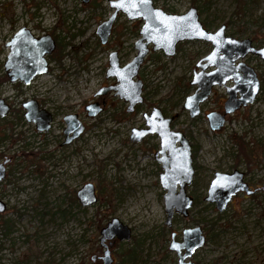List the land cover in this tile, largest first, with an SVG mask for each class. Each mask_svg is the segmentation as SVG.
<instances>
[{"label":"rangeland","instance_id":"rangeland-1","mask_svg":"<svg viewBox=\"0 0 264 264\" xmlns=\"http://www.w3.org/2000/svg\"><path fill=\"white\" fill-rule=\"evenodd\" d=\"M153 2L173 14L196 7L203 24H211L204 25L209 31L231 21L227 35L264 46V0ZM111 13L109 0L87 5L81 0H0V95L11 105L9 114L0 118V158L10 159L0 182L5 206L0 211V264H102L92 258L103 255L100 230L114 217L132 229L129 240L115 239L110 246L114 264H178L169 249L172 234L181 241L183 231L196 226L207 236L205 246L192 257L196 264H264V193H240L223 213L205 200L216 172L239 169L252 187L264 184V60L251 54L245 58L257 70L262 90L253 104L228 115L219 131L210 128L206 114L222 108L226 86L214 87L200 116L192 118L183 108L195 90L190 81L196 63L213 49L202 40L180 43L172 57L150 51L138 75L146 97L139 110L127 112L128 104L110 94L105 110L90 117L85 106L101 87L116 84L114 77L107 78L110 52L118 51L121 66L129 63L137 54L134 44L144 23L121 13L109 41L102 44L96 29ZM23 27L37 36L51 34L57 48L48 57L47 74L30 85L15 86L5 78L4 64L7 43ZM57 37L71 45L62 50ZM31 98L41 99L55 113L49 131L38 132L20 113ZM155 106L166 116L178 114L172 127L193 145L196 172L188 194L195 202L188 217L175 214L170 226L160 181L163 168L155 158L161 138H130L133 128H145V114ZM75 113L86 130L61 146L64 117ZM239 137L249 144L250 155L242 153ZM50 153L54 158L49 159ZM88 182L96 186L98 201L86 209L71 204ZM6 220L12 223L8 232ZM129 249H135L134 260L124 257Z\"/></svg>","mask_w":264,"mask_h":264},{"label":"water","instance_id":"water-1","mask_svg":"<svg viewBox=\"0 0 264 264\" xmlns=\"http://www.w3.org/2000/svg\"><path fill=\"white\" fill-rule=\"evenodd\" d=\"M81 1L83 4L91 2ZM121 3L122 7L117 6ZM109 5L113 10L111 15L96 29L102 44L109 41L119 13L125 14L129 20L142 19L144 23L140 37L134 44L137 54L129 63L121 66L118 51L110 52L107 78L114 77L116 84L100 88L96 95L113 91L120 99L128 102V112H134L136 106L145 100L144 82L137 76L150 51H163L166 56H174L180 42L202 40L210 42L213 49L196 63L190 84L197 87L186 97L184 109L190 112L192 118L198 117L201 114V104L208 99L213 87L226 85L228 97L225 111H212L207 114L210 128L219 131L225 125L227 115L255 102L261 90V80L256 69L245 58L252 54L264 60V46L256 47L249 38L239 40L227 35L226 24L216 31H209L201 21L196 7H191L184 14H173L156 7L153 0H109ZM7 46L9 53L4 67L10 81H21L29 85L37 76L49 72L48 56L54 52L57 43L51 34L36 36L29 28L23 27L14 34ZM228 82L233 84L228 86ZM23 108L26 120L35 123L38 131L49 130L52 114L49 110L40 108L38 100L24 102ZM10 110L11 105L0 95V117H5ZM86 111L90 117H96L104 111V105L98 102L89 103ZM145 117L146 127L133 128L130 138L134 142H141L150 134H158L161 138V149L155 153V158L163 168L160 181L166 190V224L170 226L175 214L188 217L195 202L188 194V186L192 184L196 172L193 145L184 132L176 131L172 127L178 114L166 116L160 107L155 106ZM64 120L66 139L63 144H70L84 132L85 125L76 113L66 115ZM9 161L6 158L0 162V181L7 175L6 164ZM257 191L264 192V184L258 189H252L245 180V173L239 169L231 173L216 172L205 200L214 203L218 211L223 213L238 193L253 195ZM77 198L83 207H91L98 201L96 186L91 182L84 184L78 189ZM4 209V204L0 202V211ZM100 235L99 243L104 248L101 257L103 264H114L110 250L111 241L129 240L132 229L114 217L100 230ZM206 241L203 228L196 226L185 229L181 241L173 233L169 249L176 253L178 264H196L192 257L205 246Z\"/></svg>","mask_w":264,"mask_h":264},{"label":"flooded vegetation","instance_id":"flooded-vegetation-1","mask_svg":"<svg viewBox=\"0 0 264 264\" xmlns=\"http://www.w3.org/2000/svg\"><path fill=\"white\" fill-rule=\"evenodd\" d=\"M86 5H87V4H86ZM112 11H113V10H112ZM121 13H122V12H121ZM121 13H119V15H120ZM122 14H123V13H122ZM119 15H118V17H119ZM117 19H118V18H117ZM115 22H116V21H115ZM114 24H115V23H114ZM113 28H114V27H113ZM109 39H110V38H109ZM194 41H195V40H194ZM183 42H184V41H183ZM180 43H182V42H180ZM180 43H179V44H180ZM179 44H178V45H179ZM56 48H57V47H56ZM177 51H178V46H177ZM154 52H156V51H154ZM162 52H163V51H162ZM176 54H177V52H176ZM176 54H175V55H176ZM251 55H252V54H251ZM49 56H50V55H49ZM49 56H48V57H49ZM169 57H172V56H169ZM48 61H49V58H48ZM49 64H50V62H49ZM143 64H144V63H143ZM143 64H142V65H143ZM141 67H142V66H141ZM195 68H196V65H195ZM195 68H194V70H195ZM49 71H50V65H49ZM256 71H257V70H256ZM139 73H140V71H139ZM193 73H194V72H193ZM257 73H258V72H257ZM4 75H6V76L8 77V75H7L6 71H5V69H4ZM138 75H139V74H138ZM137 78H138V76H137ZM8 79H9V77H8ZM115 80H116V79H115ZM260 80H261V79H260ZM11 83H12V82H11ZM13 84L24 85L22 82H19V81L15 82V83H13ZM232 84H233V83H232ZM0 85H1V84H0ZM190 85H191V84H190ZM25 86H26V85H25ZM109 86H110V85H109ZM191 86L195 87V89H196V87H197L196 85H191ZM223 86H226V85H223ZM103 87H105V86H103ZM214 87H215V86H214ZM214 87H213V89H214ZM101 88H102V87H101ZM144 89H145V88H144ZM261 90H262V82H261ZM261 90H260V92H261ZM98 91H99V90H98ZM98 91H97V92H98ZM212 92H213V90H212ZM110 94L115 95L113 91H110V92H108V93H106V94H103V95H96V94H95V96H94V98H93V100H92V103H94V102H98V103H100V105H104V110H105V108L108 106L107 100H108V96H109ZM211 94H212V93H211ZM211 94H210V95H211ZM227 94H228V93H227ZM259 94H260V93H259ZM259 94H258V95H259ZM115 96H116V95H115ZM118 97H119V96H118ZM144 97H145V94H144ZM209 97H210V96H209ZM209 97H208V99H209ZM227 97H228V96H227ZM257 97H258V96H257ZM31 99H33V98H31ZM34 99L38 100V102H39V104H40V108H45V109H47V110H49V111L51 112V114H52V121H51V123H50V128H49V130H50V129L52 128V126L54 125V121H55V118H56L55 113H54L53 111H51L50 109H48V107L44 104V102H43L41 99H39V98H34ZM208 99H207V100H208ZM121 100H123V99H121ZM207 100H206V101H207ZM123 101H124V100H123ZM145 101H146V97H145L144 102H145ZM206 101H205V102H206ZM225 101H226V100H225ZM125 102H126V101H125ZM205 102H204V103H205ZM126 103L128 104V102H126ZM204 103L201 104V113H202V105H203ZM142 104H144V103H142ZM142 104L137 105L136 108H135V111H136V110H139V108H140V106H141ZM127 107H128V106H127ZM183 108H184V107H183ZM85 110H86V106H85ZM152 110H153V109H152ZM135 111H134V112H135ZM213 111H218V112L223 113V112L225 111V102H224L222 108H220L219 110H213ZM102 112H103V111H102ZM102 112H101V113H102ZM127 112H128V110H127ZM134 112H129V113H134ZM151 112H152V111H151ZM211 112H212V111H211ZM235 112H236V111H235ZM235 112H234V113H235ZM20 113L25 114V109L23 108V105H22V108H21V112H20ZM209 113H210V112H209ZM207 114H208V113H207ZM207 114H206V117H207ZM232 114H233V113H232ZM98 115H99V114H98ZM98 115H97V116H98ZM145 115H146V114H145ZM200 115H201V114H200ZM200 115H199V116H200ZM229 115H230V114H229ZM97 116H96V117H97ZM227 116H228V115H227ZM227 116H226V122H227ZM24 118H25V117H24ZM145 118H146V117H145ZM176 118H177V117H176ZM79 119H80V118H79ZM25 120H26V119H25ZM64 121H65V120H64ZM65 123H66V122H65ZM35 126H36V125H35ZM145 127H146V123H145ZM65 128H66V127H65ZM36 129H37V128H36ZM49 130H48V131H49ZM64 130H65V129H64ZM85 130H86V126H85ZM85 130H84V132H85ZM37 131H38V130H37ZM84 132L80 135V137L84 134ZM150 135H151V134H150ZM64 136H65V133H64ZM130 136H131V135H130ZM80 137H79V138H80ZM146 137H147V136H146ZM146 137H145V138H146ZM79 138H77V139H79ZM145 138H144V139H145ZM65 139H66V136H65ZM77 139H75L74 141H76ZM144 139H143V140H144ZM143 140H142V141H143ZM64 141H65V140H64ZM64 141H63V142H64ZM74 141H72V142H74ZM142 141H141V142H142ZM63 142H62L61 146L69 145V144H63ZM72 142H71V143H72ZM71 143H70V144H71ZM54 156H55L54 153H50V154H49V159L54 158ZM135 156H136V155H134V157H135ZM132 157H133V156H132ZM5 159H6V158H5ZM5 159H1V158H0V162H1V161H4ZM9 162H10V161H9ZM9 162L7 163V165L9 164ZM7 165H6V167H7ZM141 170H142V169H141ZM245 180L248 182V180L246 179V174H245ZM248 183H249V182H248ZM249 185H250V187H251L252 189H258L259 187L262 186V185H260V186L252 187V185H251L250 183H249ZM77 191H78V190H77ZM77 191H76V199L78 200V198H77ZM96 191H97V189H96ZM241 193L246 194V193H244V192H241ZM257 193H264V192L257 191L255 194H257ZM238 194H240V193H238ZM238 194H237V195H238ZM255 194H253V195H247V194H246V195H247V196H255ZM237 195H236V196H237ZM234 197H235V196H234ZM234 197H233V198H234ZM78 202H79V200H78ZM79 204H80V203H79ZM80 205H81V204H80ZM81 206H82V205H81ZM82 207H83V206H82ZM83 208H85V207H83ZM114 240H115V239H114ZM114 240L111 241L110 246L112 245V243L114 242ZM193 256H194V255H193ZM101 257H102V255L99 256V257L95 255V259L92 258V260L95 261V260L99 259L100 261H102V264H103V260H102Z\"/></svg>","mask_w":264,"mask_h":264},{"label":"trees","instance_id":"trees-1","mask_svg":"<svg viewBox=\"0 0 264 264\" xmlns=\"http://www.w3.org/2000/svg\"><path fill=\"white\" fill-rule=\"evenodd\" d=\"M92 4H93V3H92ZM200 12L202 13V11H200ZM230 23H231V21H229V22L227 23V25H230ZM204 25H205V26H210L211 24L208 23V22H205ZM56 39H57V41H58V44L61 46L62 50H64V51H65V48H66L67 46L71 45V43H65V44L63 43V44H62V39H60L59 37H57ZM62 46H63V47H62ZM4 76H5V78H6L7 80H9L8 77H7L6 75H4ZM19 85H20V84H17V85H15V86H19ZM21 114H22V113H21ZM19 118H20L21 120H23V115H20ZM19 137H20V135L17 136L15 139H19ZM11 138H13V134H11ZM1 139H3V138H1ZM238 145H239V147H240L242 153H245V155H250L249 144L246 143V142L243 140V138H241V137L238 138ZM71 204H74V205L78 206L79 208L86 209V208H83V207L79 204L78 200H77L75 197H73V199H72V201H71ZM71 204H70V205H71ZM60 211H61L63 214H65V212H66V211L63 210V209L60 210ZM212 224H215V222L212 223ZM1 226H3V225H1ZM4 227H5V229H7V232H8V230H11V227H12V223H11V221L6 220L5 223H4ZM208 239H210V238H208ZM134 255H135V249H129V250L124 254V257L126 256L127 259L134 260V259H135V258H134Z\"/></svg>","mask_w":264,"mask_h":264},{"label":"bare ground","instance_id":"bare-ground-1","mask_svg":"<svg viewBox=\"0 0 264 264\" xmlns=\"http://www.w3.org/2000/svg\"><path fill=\"white\" fill-rule=\"evenodd\" d=\"M146 57H147V56H146ZM39 76H41V75H39ZM37 77H38V76H37ZM37 77H36V78H37ZM34 79H35V78H34ZM34 79H33V81H34ZM33 81H32V82H33ZM19 82H21V81H19ZM12 83H13V82H12ZM14 83H15V82H14ZM22 83H23V82H22ZM23 84H24V83H23ZM24 85H25V84H24ZM29 85H30V84H29ZM26 86H27V85H26ZM8 114H9V113H8ZM8 114H7V115H8ZM7 115H6V116H7ZM6 116H5V117H6ZM0 118H4V117H0ZM25 119H26V118H25ZM26 121H27V120H26ZM27 122H28V121H27ZM29 123H33V122H29ZM33 124H35V123H33ZM35 125H36V124H35ZM47 131H48V130H47ZM47 131H38V132H47ZM6 165H7V164H6ZM1 181H2V180H1ZM1 181H0V182H1Z\"/></svg>","mask_w":264,"mask_h":264},{"label":"snow or ice","instance_id":"snow-or-ice-1","mask_svg":"<svg viewBox=\"0 0 264 264\" xmlns=\"http://www.w3.org/2000/svg\"><path fill=\"white\" fill-rule=\"evenodd\" d=\"M117 6H120V7H122V6H123V4L121 3V4H118Z\"/></svg>","mask_w":264,"mask_h":264}]
</instances>
